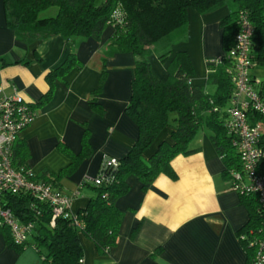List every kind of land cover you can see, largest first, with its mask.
I'll use <instances>...</instances> for the list:
<instances>
[{
  "label": "crops",
  "instance_id": "obj_1",
  "mask_svg": "<svg viewBox=\"0 0 264 264\" xmlns=\"http://www.w3.org/2000/svg\"><path fill=\"white\" fill-rule=\"evenodd\" d=\"M228 13L226 7L209 14L189 9L186 40L170 46L171 55L163 66L158 56L167 46L158 51L155 48L149 59L155 78L160 79L174 55L182 51L198 72L190 77L191 84L205 86L208 66L225 57L221 21ZM112 34L113 28L108 26L100 41L81 43L76 52L83 67L55 81L51 99L35 107L48 92L47 75L63 64L71 47L61 36L40 40L32 47L19 43L7 26L4 0H0V87L7 96L21 95L35 112L16 141L28 149L26 169L37 180L44 170L58 174L71 163L65 150L79 155L88 134L89 157L57 187L52 185L72 197V215L85 209L95 194L83 183L94 180L104 159H123L138 138V128L125 111L135 60L130 53L105 56L104 45ZM103 71V85L97 91ZM251 77L260 83L264 72L252 69ZM172 127L165 128L145 151L146 160L160 144L172 143ZM189 149L192 153L171 161L175 179L159 175L143 187L136 177L128 178L129 192L115 203L123 213L115 247L108 256L99 257L93 242L80 233L84 264H247L238 235L250 220L244 200L223 176V163L207 132L199 133ZM0 264H42V260L31 245L22 252L9 247L0 233Z\"/></svg>",
  "mask_w": 264,
  "mask_h": 264
},
{
  "label": "trees",
  "instance_id": "obj_2",
  "mask_svg": "<svg viewBox=\"0 0 264 264\" xmlns=\"http://www.w3.org/2000/svg\"><path fill=\"white\" fill-rule=\"evenodd\" d=\"M223 7L229 10L221 21L225 57L209 65L207 73V85L214 91L209 93L204 86L191 84L194 69L188 54L182 51L174 55L165 73L156 79L149 59L156 46L164 41L162 45L169 44L158 59L165 64L171 55L170 46L186 40L187 11L194 9L199 14H209ZM4 10L7 26L16 40L26 47L54 36H61L71 47L63 64L47 75L48 92L35 107L43 106L51 99L55 81H62L70 71L83 67L77 57L78 46L89 39L100 41L107 27L112 26L113 34L104 45L105 56L130 53L134 57L131 98L125 111L138 128L136 143L123 159L118 160V166L108 169L98 184L83 183L90 185L95 194L86 208L74 215L78 225L60 217L52 226L50 204L39 202L28 193L4 194V207L19 222L33 227L29 239L20 246L14 244L8 229L0 228L9 247L22 252L25 246L31 245L41 256L42 264H80L83 260L81 233L93 242L99 257L108 256L116 245L123 220V213L115 203L129 192L128 178L136 177L143 187L153 183L159 175L175 179L171 161L176 156L192 153L189 145L203 131L209 134L211 144L221 158L225 179L230 180L231 171L240 170L232 138L224 126L226 108L233 93L232 62L226 54L233 47L240 16L244 15L253 28L251 70L264 72V0H4ZM104 77L105 71L97 91L101 90ZM258 92L264 97V78L258 85ZM95 110L100 111L96 107ZM172 124V143L160 144L146 160L145 151ZM65 153L71 159L70 165L58 174L42 171L40 181L57 187L80 161L89 157L88 134L83 138L79 155L67 150ZM28 158L26 145L17 142L13 148L14 166L26 169ZM102 168L100 166L97 175ZM241 198L249 210L250 220L238 232L240 237L251 231L255 233L261 226L256 201ZM240 241L247 253V264H250L247 240Z\"/></svg>",
  "mask_w": 264,
  "mask_h": 264
},
{
  "label": "built area",
  "instance_id": "obj_3",
  "mask_svg": "<svg viewBox=\"0 0 264 264\" xmlns=\"http://www.w3.org/2000/svg\"><path fill=\"white\" fill-rule=\"evenodd\" d=\"M252 36L251 23L241 15L239 32L233 47L226 54L232 62L230 75L233 93L226 108L224 126L232 138V145L240 161V170L229 174L231 189L243 197L253 198L261 219L260 228L241 239L247 240L251 252L250 264H264V97L258 92L259 83L251 77ZM34 117V110L21 95L14 93L7 96L0 87V228L9 230L12 241L17 246L25 244L33 227L19 222L4 207V194L28 193L39 202L50 204L52 226L60 217L71 219L78 225L70 212L72 197L37 180L31 170L17 169L13 164V148L18 135ZM101 166L102 171L92 180L93 183L98 184L108 169L116 168L118 160L106 158ZM80 264H84L83 260Z\"/></svg>",
  "mask_w": 264,
  "mask_h": 264
},
{
  "label": "rangeland",
  "instance_id": "obj_4",
  "mask_svg": "<svg viewBox=\"0 0 264 264\" xmlns=\"http://www.w3.org/2000/svg\"><path fill=\"white\" fill-rule=\"evenodd\" d=\"M48 14H50V13H48ZM163 42H164V41H163ZM163 42H160L161 45L158 44L159 46H158V45L156 46V50H157V51L160 50L161 46H163L164 48H165L166 46H168L169 43H166V42H165V45H162ZM166 48H167V47H166ZM155 53H157V52H155ZM155 55H156V54H155ZM155 55H154V57H155ZM159 64H160V66H163L162 63H161L160 61H159ZM196 75H198V72H194V74H193L192 76H196ZM205 76H206V75H205ZM203 78H204V74H203ZM260 78H262V77H260ZM205 79H206V77H205ZM204 85H205L204 87L207 89V91H208L209 93H212V92L214 91V88L211 87V86H208L206 81H205V84H204ZM42 253L45 254V251L42 250Z\"/></svg>",
  "mask_w": 264,
  "mask_h": 264
},
{
  "label": "clouds",
  "instance_id": "obj_5",
  "mask_svg": "<svg viewBox=\"0 0 264 264\" xmlns=\"http://www.w3.org/2000/svg\"><path fill=\"white\" fill-rule=\"evenodd\" d=\"M115 15V14H114Z\"/></svg>",
  "mask_w": 264,
  "mask_h": 264
}]
</instances>
